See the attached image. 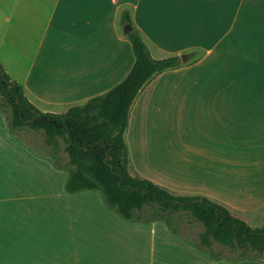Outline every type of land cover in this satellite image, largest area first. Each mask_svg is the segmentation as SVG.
I'll use <instances>...</instances> for the list:
<instances>
[{"label":"crops","instance_id":"obj_1","mask_svg":"<svg viewBox=\"0 0 264 264\" xmlns=\"http://www.w3.org/2000/svg\"><path fill=\"white\" fill-rule=\"evenodd\" d=\"M126 12L154 59L182 61L150 80L132 106L130 171L263 227L264 0H0V47L10 43L26 61L18 73L0 62L40 111L63 114L129 74L135 56ZM182 75L190 85L176 143L163 151L166 182L142 168L147 161L160 171L164 160L139 126L146 127L145 100L163 83L175 89ZM22 133L10 131L0 110V264H264L213 258L196 245L202 231L193 240L162 222H128L99 191L67 193L64 171L32 151ZM40 220L47 227L36 243Z\"/></svg>","mask_w":264,"mask_h":264},{"label":"trees","instance_id":"obj_2","mask_svg":"<svg viewBox=\"0 0 264 264\" xmlns=\"http://www.w3.org/2000/svg\"><path fill=\"white\" fill-rule=\"evenodd\" d=\"M122 22L132 26L127 37L135 62L129 74L105 94L73 106L63 114L40 111L27 98L24 87L0 63V110L10 131L42 135L46 152L32 145L30 149L50 158L55 168L67 172V193L99 191L108 208L122 219L138 224L162 222L178 236L183 216L187 215L190 222L203 227L197 247L208 251L213 258L232 262L264 261L255 255L264 253V226L253 228L206 197L178 196L130 173L125 135L132 106L154 76L179 68L182 61L177 56L154 59L128 12ZM62 151L68 160L61 156ZM215 244L229 248L231 256L216 253Z\"/></svg>","mask_w":264,"mask_h":264},{"label":"rangeland","instance_id":"obj_3","mask_svg":"<svg viewBox=\"0 0 264 264\" xmlns=\"http://www.w3.org/2000/svg\"><path fill=\"white\" fill-rule=\"evenodd\" d=\"M13 49H14V46L11 45L10 43L8 44V46L4 48L0 47V57L6 63V65L10 67V69L12 68V71H14V73H18L17 71H15V69L18 68L19 72L21 71V69L23 70V64L24 62H26L25 55L20 54V52L13 51ZM156 76H154L151 79V81L154 78H157ZM177 79H178L177 82H173L174 84H176L175 89L163 83L162 88L156 92V97L148 98L147 100H145V104H144L145 107H144L143 113H146V116H145V126L146 127L143 129L142 126H139V131L142 137L150 142L154 141L156 143L157 149H160V151L162 152L168 151L170 149L171 141L176 143V127H175L177 123L176 118L178 117V114L183 111L182 107H184V103H185L183 95L186 89L190 85V83L186 82L187 79H185L183 75L180 77V79L179 77ZM151 81H149L143 88L148 86V84ZM19 83L21 82L19 81ZM23 133L25 134V139L29 145L34 146L35 148L39 149L41 152H46V149L44 148L45 147L44 139L41 134H36L31 131H23ZM136 137L138 138L139 136L137 133V127L134 124L133 131H132V139L135 142H136ZM63 146L64 144H62V147ZM168 153H165V152L156 153L161 160H164L160 163L161 165V168H159L161 169L160 171H156L155 169H153L152 168L153 163H149L147 161L146 163L142 164L143 170L148 171L153 176L163 181L170 182L171 180L165 174V173H168L167 171V161H168L167 154ZM61 156L64 158V160H68L67 154L64 153L63 151L61 152ZM29 168H31V166L28 163V170H30ZM133 169L134 168H132V170ZM130 173L132 175H136L132 171H130ZM59 176L61 177L63 176L64 178L66 177V181H67L68 174L66 171H64V173H60ZM166 189L170 191L168 188ZM177 195L186 196L183 194H177ZM186 216L187 215L183 216L184 221L181 225V233L186 235L187 237H190V239L198 240L197 239L198 233L203 231V227L198 223L190 222L189 218ZM40 221L41 222L39 223L42 224L41 226L42 228L39 227V229L43 230V232L37 230L34 233L35 234L34 240L36 243H39L40 241L44 240V230L47 227L42 222V220ZM213 250L218 254L221 253V255L225 257L231 256V254L229 253V250H230L229 248H223L215 244L213 246ZM255 255L259 256V258L264 260V253H256Z\"/></svg>","mask_w":264,"mask_h":264},{"label":"water","instance_id":"obj_4","mask_svg":"<svg viewBox=\"0 0 264 264\" xmlns=\"http://www.w3.org/2000/svg\"><path fill=\"white\" fill-rule=\"evenodd\" d=\"M131 31H132V26L131 25H126L125 29H124L125 34H129Z\"/></svg>","mask_w":264,"mask_h":264}]
</instances>
